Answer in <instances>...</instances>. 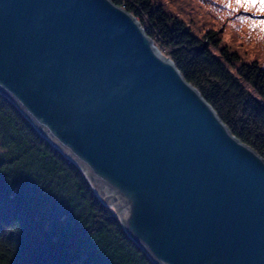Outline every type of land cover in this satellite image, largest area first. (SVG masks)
<instances>
[{"label":"water","instance_id":"water-1","mask_svg":"<svg viewBox=\"0 0 264 264\" xmlns=\"http://www.w3.org/2000/svg\"><path fill=\"white\" fill-rule=\"evenodd\" d=\"M0 91L155 264H264V158L112 0H0Z\"/></svg>","mask_w":264,"mask_h":264},{"label":"trees","instance_id":"trees-1","mask_svg":"<svg viewBox=\"0 0 264 264\" xmlns=\"http://www.w3.org/2000/svg\"><path fill=\"white\" fill-rule=\"evenodd\" d=\"M112 1L264 158V0H173L186 17L158 0ZM0 264H155L79 166L1 91Z\"/></svg>","mask_w":264,"mask_h":264},{"label":"rangeland","instance_id":"rangeland-1","mask_svg":"<svg viewBox=\"0 0 264 264\" xmlns=\"http://www.w3.org/2000/svg\"><path fill=\"white\" fill-rule=\"evenodd\" d=\"M158 1L165 2L169 7H171L175 11H181V12H183V16L184 17H186V15L188 14L186 12V9L185 8H181V6L179 4H177V3H175L173 0H158ZM186 19H188V18H186ZM191 20L192 21H195L192 17H191ZM194 24L196 26V22H194Z\"/></svg>","mask_w":264,"mask_h":264}]
</instances>
